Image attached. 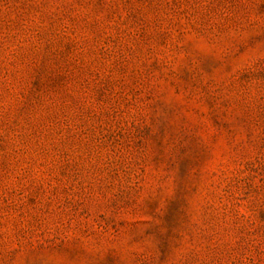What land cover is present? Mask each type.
<instances>
[{
    "label": "rangeland",
    "instance_id": "obj_1",
    "mask_svg": "<svg viewBox=\"0 0 264 264\" xmlns=\"http://www.w3.org/2000/svg\"><path fill=\"white\" fill-rule=\"evenodd\" d=\"M0 264H264V0H0Z\"/></svg>",
    "mask_w": 264,
    "mask_h": 264
}]
</instances>
